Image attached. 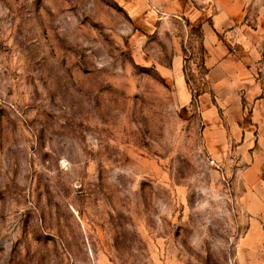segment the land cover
Wrapping results in <instances>:
<instances>
[{"label":"rangeland","instance_id":"1","mask_svg":"<svg viewBox=\"0 0 264 264\" xmlns=\"http://www.w3.org/2000/svg\"><path fill=\"white\" fill-rule=\"evenodd\" d=\"M0 264H264V0H0Z\"/></svg>","mask_w":264,"mask_h":264},{"label":"trees","instance_id":"2","mask_svg":"<svg viewBox=\"0 0 264 264\" xmlns=\"http://www.w3.org/2000/svg\"><path fill=\"white\" fill-rule=\"evenodd\" d=\"M240 100H241V103L244 102V101H243V97H242Z\"/></svg>","mask_w":264,"mask_h":264},{"label":"crops","instance_id":"3","mask_svg":"<svg viewBox=\"0 0 264 264\" xmlns=\"http://www.w3.org/2000/svg\"><path fill=\"white\" fill-rule=\"evenodd\" d=\"M244 100V99H243Z\"/></svg>","mask_w":264,"mask_h":264}]
</instances>
